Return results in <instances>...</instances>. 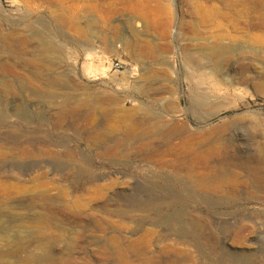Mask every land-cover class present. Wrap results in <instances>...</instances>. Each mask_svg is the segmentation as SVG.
Instances as JSON below:
<instances>
[{"label":"rangeland","instance_id":"rangeland-1","mask_svg":"<svg viewBox=\"0 0 264 264\" xmlns=\"http://www.w3.org/2000/svg\"><path fill=\"white\" fill-rule=\"evenodd\" d=\"M0 46V264H264V0H0Z\"/></svg>","mask_w":264,"mask_h":264},{"label":"bare ground","instance_id":"bare-ground-1","mask_svg":"<svg viewBox=\"0 0 264 264\" xmlns=\"http://www.w3.org/2000/svg\"><path fill=\"white\" fill-rule=\"evenodd\" d=\"M6 40V39H5ZM17 45V44H16ZM14 46V45H13ZM19 46V45H18ZM1 47V46H0ZM17 47V46H16ZM50 45L47 43V42H42L41 44V48L39 49V55H41L43 58L41 59H38L37 61H40L41 62V70L44 71V72H49V68H50V62L48 60V55L50 54ZM1 55V54H0ZM26 55V54H25ZM13 56V55H12ZM21 56V55H20ZM47 57V58H46ZM12 59V58H10ZM26 60V59H25ZM14 61V60H13ZM17 61V60H16ZM22 61V60H21ZM34 61V60H33ZM85 73L88 75V74H92V75H96L97 74V71L94 70V69H91V67H88L85 69ZM35 74H38L37 72ZM52 79L49 78V76L47 75V77L43 80L42 82V85H43V89H42V97L49 103H52V108L56 107L57 108V111L55 112V114L57 115H61L62 113H65L67 112V109L69 107L73 108V107H78L79 106V102L78 101H72V99H65V100H61L60 102L55 99L54 97L51 96V93H52V88H53V81H51ZM3 83V82H2ZM19 84V83H18ZM17 84V85H18ZM5 85V88H12V85L11 84H3ZM18 87V86H17ZM4 90V89H3ZM5 93V92H4ZM39 95L40 93H35L33 94V96L35 98H39ZM61 97H64V94L62 95L61 94ZM115 102V100H112V98H108L106 100H104L102 102V104L99 103V106L100 108H103V104L104 105H112L113 103ZM98 104V103H97ZM91 106L92 108H98L96 107V103H91ZM103 106V107H102ZM108 115V113L106 112V116ZM143 121H137L135 122V125L133 124V126L129 127V129L126 131L128 135H133L135 134L136 132V128L139 126H141L143 123ZM152 121H149L147 123L151 124ZM153 124V123H152ZM153 129V127H152ZM99 133V132H97ZM171 134V133H170ZM101 135H103L101 133ZM172 136L173 137H176L177 134L175 133H172ZM143 138V137H142ZM129 139V138H128ZM1 142V141H0ZM4 144L7 146V145H12V144H15L17 145V143H11L10 141H5L3 140ZM132 142V141H131ZM33 145V144H32ZM31 145V146H32ZM2 146V145H1ZM9 147V146H8ZM36 147V146H35ZM2 149V148H1ZM4 149V147H3ZM10 149V148H9ZM18 149V148H17ZM251 159V158H250ZM249 158H246L245 160L243 159H240L236 156H229V155H225V165L228 167V169H231V168H235V169H239L242 173L245 174V176L251 181V183L257 188L260 186V181L257 179V176L255 174L257 173H254L255 171L251 170L252 169V166L251 161ZM221 163V162H220ZM181 164V163H180ZM224 164V163H223ZM251 168V169H250ZM258 168V166H257ZM256 170V169H255ZM232 171H230L231 173ZM258 172V170H257ZM233 181V180H232ZM212 183V179L210 177V175H204V176H201L200 178H198L196 181H195V187H196V191H197V198L199 201H204V192L210 187V184ZM236 187V186H235ZM240 193V192H239ZM182 195L185 197V198H190V193L188 191H186L185 189L182 190ZM234 197H237L236 195H232L231 199H233ZM36 206V205H39V206H43L42 203H37L35 201H31V203L29 204V206L33 207V206ZM206 205V204H205ZM34 206V208H35ZM178 207V206H177ZM182 212V211H181ZM190 214V212H189ZM47 218V217H46ZM45 217H38L37 218V222L38 223H47V219ZM200 218V217H199ZM36 222V220H35ZM246 223V222H245ZM244 222H239L237 225L236 224H231L230 226H227L228 228V231L230 233V235H233V236H238V235H241L246 229V224ZM35 225V224H34ZM38 226V225H37ZM41 237V236H40ZM8 239V238H7ZM10 240V239H9ZM177 241L181 244H184V245H193L194 243V238L191 234H185V233H182L180 230H179V233L177 235ZM37 248L38 251H40L38 254V256H34V257H29L26 259V262L27 264H49L51 261H50V257H49V253L48 251L43 247L42 243H38L37 246L35 247ZM15 249V248H14ZM17 249H15L16 251ZM19 251V250H18ZM14 252V251H13ZM12 252V253H13ZM22 252V251H20ZM27 252V251H26ZM15 253V252H14ZM30 253V252H29ZM28 253V254H29ZM25 254V253H24ZM1 255V254H0ZM31 255V254H30ZM29 256V255H28ZM1 257V256H0ZM11 261V260H10ZM52 264H54V262H52Z\"/></svg>","mask_w":264,"mask_h":264},{"label":"built area","instance_id":"built-area-1","mask_svg":"<svg viewBox=\"0 0 264 264\" xmlns=\"http://www.w3.org/2000/svg\"><path fill=\"white\" fill-rule=\"evenodd\" d=\"M122 68H123V65L120 61H117L116 63L112 64V69H114L116 72H120Z\"/></svg>","mask_w":264,"mask_h":264}]
</instances>
